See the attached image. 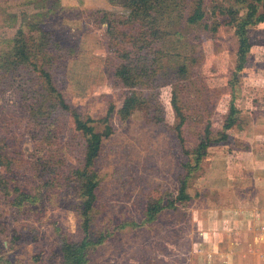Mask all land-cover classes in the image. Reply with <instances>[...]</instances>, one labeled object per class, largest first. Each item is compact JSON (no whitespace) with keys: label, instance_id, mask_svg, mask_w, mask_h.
<instances>
[{"label":"rangeland","instance_id":"1","mask_svg":"<svg viewBox=\"0 0 264 264\" xmlns=\"http://www.w3.org/2000/svg\"><path fill=\"white\" fill-rule=\"evenodd\" d=\"M212 1L225 9L218 28ZM206 2L198 9L194 0H157V40L140 49L142 43L107 33L102 13L126 14L110 0H0V264H67L64 239L86 236L76 170H86L94 184L89 264H199L207 252L199 234L215 220L200 207L202 197L227 183L222 167L252 131L240 134L242 141L235 134L213 144L198 169L192 151L208 123L223 129L233 93L236 127L264 125V116H252L264 110V23L249 28L253 47L233 91L238 39L224 22L242 12L236 0ZM197 12L203 17L193 25ZM22 27L70 112L55 105L41 71L14 62ZM121 66L132 72L127 82L117 75ZM130 96L136 109L126 119ZM174 104L187 118L182 130L190 154L176 131ZM76 113L103 134L92 166ZM183 184L187 196L179 201ZM154 206L161 210L146 222Z\"/></svg>","mask_w":264,"mask_h":264},{"label":"trees","instance_id":"2","mask_svg":"<svg viewBox=\"0 0 264 264\" xmlns=\"http://www.w3.org/2000/svg\"><path fill=\"white\" fill-rule=\"evenodd\" d=\"M112 4L121 7L125 11V15H115L108 12H103V20L107 25V33L116 37L120 40L132 41L135 45L141 44L144 49L150 46V43L155 42L158 36V27H157V0H110ZM196 8L201 9L204 7L207 2L206 0H194ZM236 6L238 5L239 10L242 12V15L239 17H231L227 19L224 24L232 26L235 28V35L238 39V49H237V60H236V72L233 74L230 85L234 91L236 82H238L239 74L244 71L248 62L249 55L251 53L253 43L251 36L249 35V28L256 27L264 23V0H236ZM211 5L213 6L212 15L216 20L215 26L218 28L222 23L219 16L225 14V9L222 4L212 1ZM201 14V15H200ZM197 12L192 15L190 18L191 24H196L198 19L203 17L202 13ZM206 15V14H205ZM226 16V14H225ZM35 32H40L42 35L44 33L43 28L36 29ZM32 31V30H31ZM43 32V33H42ZM29 32L25 31V27L19 29L16 37L13 40V52L14 62L16 64H28L33 65L39 71L42 72V78L46 83V88L56 94L55 105L63 111H71V107L66 103L64 97L59 91H57L56 86L52 76L48 71H44L43 67H38V62L36 58L39 55L30 50L28 45L29 42L28 34ZM31 36V34H30ZM28 44V45H27ZM141 47V46H140ZM42 62V60H41ZM131 70L126 66H121L117 69V75L124 79L126 82L131 79ZM235 97L233 93L232 101L230 103L229 113L225 120L223 129L221 131H215L211 125L208 123L205 129V137L201 143L197 146L192 153L196 156V167H200L201 162L208 156V149L213 144H218L221 142H226L229 138L230 130L235 127L237 124V115L239 110L235 105ZM136 101L134 96H130L124 102L122 113L125 118H129L131 112H134ZM174 109L177 118L176 131L179 137V140L183 147L185 148V153L190 154V152L185 147V138L183 136V126L185 125L187 118L182 112V109L179 105L174 104ZM76 128L78 131L82 132L84 136L87 137V153H86V163L87 166H92L95 164L96 160L100 156V152L103 144V134L96 131L93 123L95 121L90 118H84L82 115L76 113L74 115ZM75 177L79 178L82 181V189L85 191V199L82 203V214L84 218V232L86 234L85 238L81 242H73L68 239H64L62 243V250L64 258L67 264H89L88 253L89 249L92 246V241L90 240V230L92 227V222L94 219V212L96 208L95 198L93 196L94 184L90 180L86 170L84 171H75ZM187 187L185 184L179 190V195L176 198L179 201L185 200L187 196L186 191ZM212 193L211 190H206L204 192L203 198L206 200V204L213 206L214 197L209 199V195ZM189 197V196H188ZM207 198L209 199L207 201ZM174 203V202H172ZM17 205V203H16ZM20 205V204H18ZM171 207V206H170ZM161 210V207L154 206L147 209L145 215L146 222H153L155 217L153 214H156Z\"/></svg>","mask_w":264,"mask_h":264},{"label":"crops","instance_id":"3","mask_svg":"<svg viewBox=\"0 0 264 264\" xmlns=\"http://www.w3.org/2000/svg\"><path fill=\"white\" fill-rule=\"evenodd\" d=\"M255 114L264 116V110L252 112V116ZM260 125L236 127L240 131L229 134L228 140L252 131L245 150H233L235 154L225 163L228 167H222L229 177L227 183L206 189L212 191L208 198L215 201L209 206L203 200L200 207L215 220L209 230L202 229L199 234L201 244L207 247L199 264H264V125ZM240 138L242 141L243 136ZM211 150L212 146L210 156Z\"/></svg>","mask_w":264,"mask_h":264}]
</instances>
